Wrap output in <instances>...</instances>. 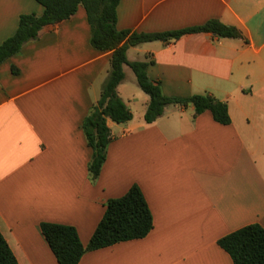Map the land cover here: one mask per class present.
<instances>
[{
	"label": "crops",
	"instance_id": "obj_1",
	"mask_svg": "<svg viewBox=\"0 0 264 264\" xmlns=\"http://www.w3.org/2000/svg\"><path fill=\"white\" fill-rule=\"evenodd\" d=\"M42 12L36 0H0V44L21 14ZM116 14L117 29L144 33L210 19L237 27L242 38L197 32L127 49L128 60L150 62L163 94L212 95L227 103L230 123L209 111L194 116L191 104L167 105L146 123L149 96L124 65L117 92L132 118H107L112 140L92 180L82 122L112 53L91 46L79 6L0 64V232L18 264H58L40 223L73 225L85 246L106 202L137 184L151 231L88 251L78 264H233L217 241L252 223L264 228V0H120Z\"/></svg>",
	"mask_w": 264,
	"mask_h": 264
},
{
	"label": "trees",
	"instance_id": "obj_2",
	"mask_svg": "<svg viewBox=\"0 0 264 264\" xmlns=\"http://www.w3.org/2000/svg\"><path fill=\"white\" fill-rule=\"evenodd\" d=\"M43 6L41 15L25 13L19 16L15 33L0 44V64L21 50L27 42L39 37L46 25L56 24L73 16L79 6L86 13L90 26V44L98 51H111L110 72L102 86L100 98L85 116L82 129L88 146L92 149L88 171L92 180L100 173L106 158V150L112 137L107 118L124 123L132 113L117 92L124 80V65L133 71L137 84L149 96L144 113L146 123H152L164 112L167 105L191 104L194 116L209 111L214 121L229 124L228 105L209 94H193L178 98L163 94L159 82L149 78V61H130L127 49L154 40L171 41L184 34L210 32L220 38H242L241 31L218 19H210L202 25L166 32H135L116 27V9L120 0H36ZM153 228V218L144 194L133 184L125 194L106 202L105 212L91 235L83 245L73 225L41 222L40 231L54 254L58 264H78L88 251L104 248L115 243L145 237ZM231 257L233 264H264V228L258 223L241 227L217 241ZM0 264H18L6 239L0 232Z\"/></svg>",
	"mask_w": 264,
	"mask_h": 264
},
{
	"label": "rangeland",
	"instance_id": "obj_3",
	"mask_svg": "<svg viewBox=\"0 0 264 264\" xmlns=\"http://www.w3.org/2000/svg\"><path fill=\"white\" fill-rule=\"evenodd\" d=\"M128 76H129V79H131V81H134L135 83H136V79H135V75H134V73H133V71L129 68L128 69ZM130 82V80H128V83ZM137 85V84H136ZM137 87V89H139L138 91H142L141 90V88H139L138 86H136ZM141 93H143V92H141ZM138 105V107L140 106L139 105V103L137 104ZM137 107V106H136ZM135 107V110H137V108Z\"/></svg>",
	"mask_w": 264,
	"mask_h": 264
}]
</instances>
